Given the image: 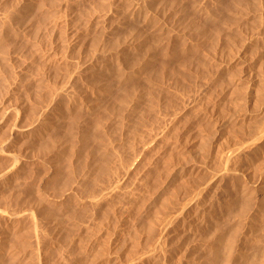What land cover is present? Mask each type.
Wrapping results in <instances>:
<instances>
[{"label":"rangeland","instance_id":"1","mask_svg":"<svg viewBox=\"0 0 264 264\" xmlns=\"http://www.w3.org/2000/svg\"><path fill=\"white\" fill-rule=\"evenodd\" d=\"M263 115L264 0H0V120L27 134L9 143L12 156L0 153V172L12 167L0 211L19 215L0 219V264L37 250L33 220L47 264H101L135 235L148 247L149 225L157 234L205 184L197 224L165 252L181 264H264V143L224 158ZM0 133L1 145L11 131ZM119 179L103 212L83 202ZM160 255L143 264H163Z\"/></svg>","mask_w":264,"mask_h":264},{"label":"bare ground","instance_id":"2","mask_svg":"<svg viewBox=\"0 0 264 264\" xmlns=\"http://www.w3.org/2000/svg\"><path fill=\"white\" fill-rule=\"evenodd\" d=\"M244 51V50H243ZM246 52V51H245ZM5 55V54H4ZM243 55V54H242ZM241 56V55H240ZM239 56V57H240ZM52 58V57H51ZM54 61V60H53ZM81 67V66H80ZM7 69V68H6ZM219 70V69H218ZM80 72V71H79ZM3 73V72H2ZM78 73V72H77ZM79 74V73H78ZM75 75V74H74ZM240 77V76H239ZM238 77V78H239ZM71 78V77H70ZM243 78V77H242ZM241 78V79H242ZM37 80V79H36ZM240 80V79H239ZM35 81V80H34ZM68 83V82H67ZM21 84V83H20ZM15 86V85H14ZM18 86V85H17ZM65 86V85H64ZM63 86V87H64ZM66 86H67V84H66ZM234 86V85H233ZM9 87V86H8ZM65 88V87H64ZM233 88V87H232ZM249 88V87H248ZM247 88V89H248ZM13 89H15V88H13ZM66 89V88H65ZM69 89V88H68ZM68 89H66V90H68ZM7 90V89H6ZM231 91V90H230ZM229 91V92H230ZM249 91V90H248ZM65 92V91H64ZM63 92V93H64ZM66 93V92H65ZM4 94V93H3ZM51 94H52V92H51ZM57 94V93H56ZM2 95V94H1ZM12 95V94H11ZM54 95V94H53ZM41 96H42V94H41ZM123 96V95H122ZM6 98V97H5ZM133 98V97H132ZM131 98V99H132ZM135 98V97H134ZM254 99V98H253ZM11 100V99H10ZM134 100V99H133ZM43 101V100H42ZM25 102V101H24ZM37 102V101H36ZM44 103V102H43ZM48 103V102H47ZM119 103V102H118ZM121 103V102H120ZM54 104V103H53ZM86 104V103H85ZM88 104V103H87ZM263 104V103H262ZM12 105V104H11ZM41 106V105H40ZM51 105H47V107H45L43 110H41V114H40V116L38 117V119H36V117H35V119L36 120H34V118H33V124L35 125V124H41L42 123V125H43V119L46 117V115H48L49 114V112H50V107ZM56 106V105H55ZM187 107V106H186ZM4 108V107H3ZM58 108V107H57ZM185 108V107H184ZM183 108V109H184ZM13 109V108H12ZM10 110V109H9ZM51 110H53V109H51ZM181 110H182V108H181ZM180 110V111H181ZM14 111H15V108H14ZM59 111V110H58ZM180 111H178V112H180ZM6 112H7V110H6ZM5 112V113H6ZM9 112V111H8ZM13 112V111H12ZM51 112H53V111H51ZM55 112V111H54ZM4 113V114H5ZM14 113V112H13ZM58 113V112H57ZM181 114V113H180ZM8 115V114H7ZM38 115V114H37ZM264 116V115H263ZM50 117V116H49ZM7 118V117H6ZM5 117H3L1 120H0V129H6V130H10L11 131V136L8 138V136H7V138L8 139H5L4 141H2V143H1V145H0V153H2L3 152V154L5 153L6 154V156H12L9 152H10V150H8L7 148H8V146H9V143H12L13 142V139L14 138H16V137H20L21 135H26L27 136V134H26V132L23 130V129H21L17 124H16V122H13V123H9L8 122V120L6 119ZM51 118V117H50ZM49 118V120H51ZM173 118V117H172ZM171 118V119H172ZM22 119V118H21ZM46 119V118H45ZM174 120V119H173ZM45 121V120H44ZM35 122V123H34ZM47 122H48V119H47ZM170 123V122H169ZM32 124V125H33ZM44 124H45V122H44ZM263 127H262V129L256 134V132H255V134L256 135H253V137H251V142L250 143H248V144H246V145H242V146H237V147H235V148H233V149H229V151L227 152V153H225V155H224V158H225V162L227 163H229V161L230 160H232V158L234 157L235 158V154L236 153H238L239 151L241 152V150L242 151H245L246 149H248L249 148V146L251 145V146H254V147H258V146H260L261 144H263L264 143V122H263ZM36 126V125H35ZM26 127V126H25ZM30 129V128H29ZM33 129V128H32ZM45 129V128H44ZM34 130V129H33ZM35 132V131H34ZM38 132V131H37ZM41 133V132H40ZM1 134V133H0ZM38 134V133H37ZM2 135V134H1ZM2 136H6V135H2ZM18 137V138H19ZM3 139V138H2ZM23 139V138H22ZM16 140V139H15ZM29 140V139H28ZM1 141V140H0ZM18 141V140H17ZM59 141V140H58ZM15 142V141H14ZM13 142V143H14ZM26 142V141H25ZM103 142V141H102ZM147 144V143H146ZM21 145V144H20ZM148 145V144H147ZM13 146V145H12ZM149 146V145H148ZM16 148V147H15ZM147 147L145 146V145H143V147H142V149H141V151L143 152L145 149H146ZM261 148H262V146H261ZM9 149H11V148H9ZM8 150V151H7ZM251 150V149H250ZM253 150V149H252ZM255 150V149H254ZM258 150V149H257ZM146 151V150H145ZM247 152V151H246ZM146 153V152H145ZM223 153V154H224ZM148 154V153H147ZM21 155V154H20ZM1 156V155H0ZM55 156V155H54ZM136 156V155H135ZM237 157V156H236ZM238 157H239V155H238ZM1 158V157H0ZM55 158V157H54ZM13 159V158H12ZM20 159V158H19ZM135 159V158H134ZM221 160H223V159H221ZM237 161V160H236ZM234 162V161H233ZM231 163H232V161H231ZM222 164H224V161H223V163ZM10 165V164H9ZM105 165V164H104ZM229 164H227V166H228ZM129 166V165H128ZM223 166V165H222ZM241 166H242V164H241ZM256 166V165H255ZM132 167V166H131ZM230 167V166H229ZM231 167H233V166H231ZM242 167H245V166H242ZM104 168V167H103ZM224 169H226L227 170V167L225 166L224 167ZM230 169V168H229ZM96 170V169H95ZM252 170V169H251ZM258 170H259V168H258ZM124 171V170H123ZM223 171V170H222ZM225 171V170H224ZM229 171L231 172V170H228V173H229ZM126 172V171H125ZM233 172V171H232ZM246 172V171H245ZM124 174V173H123ZM179 174V173H178ZM219 174H221V172L220 173H216V174H214L213 175V178H216ZM226 174V173H225ZM224 174V175H225ZM262 174H263V172H262ZM261 174V175H262ZM11 175H12V167H10V168H7L6 170H4V171H2V172H0V185L1 186H3V187H5V186H7V184H8V182L10 181V179H11ZM128 175V174H127ZM230 175V174H229ZM228 175V176H229ZM238 175V174H237ZM251 175V174H250ZM220 176H222V175H220ZM219 176V177H220ZM259 176V175H258ZM14 177V176H13ZM112 177V176H111ZM110 177V178H111ZM93 178V177H92ZM119 178V177H118ZM118 178H116V179H118ZM123 178V177H122ZM122 178H120V179H122ZM208 178H210V177H208ZM120 179L118 180V181H116L115 180V182H113V181H111V182H113V183H109V185H107V186H103V187H101V188H99L98 189V192L96 191V193L94 192V193H92L90 196H86L85 198H87V199H84L83 200V202H87V201H89L90 203L89 204H91L92 206H93V208L95 209V210H100L103 206H105V204L106 203H108V201H110V199L112 198V196H113V194H115L121 187H120V185H121V181H120ZM12 180V179H11ZM109 180H111V179H109ZM163 180V179H162ZM165 180V179H164ZM258 180V179H257ZM210 181V180H209ZM215 181V180H214ZM10 183V182H9ZM98 183H99V181H98ZM209 183V182H208ZM212 183V182H211ZM12 184V183H11ZM217 184V183H216ZM162 185V184H161ZM201 185V184H200ZM211 185V184H210ZM10 186V185H9ZM194 187V186H193ZM212 187H213V185H212ZM1 188V187H0ZM87 188V187H86ZM191 188V187H190ZM210 188V186H209V184H205V186H201V187H197V188H194V189H192L191 191H190V193H189V195L187 196V198L184 200V201H178V204L177 205H175L174 207H173V209H174V211H171V214H167L168 216L166 217V216H164L163 218V220H161L159 223H158V225H159V229H158V233L156 234V232H155V228L153 227V225L152 224H150L149 226L150 227H148L147 229L149 230V236L148 237H150V238H148L149 240H150V244H149V246L147 247H145V244H143V242H141L140 240L139 241H137V239H135L136 238V235H135V238L133 239V242H134V244H133V248L132 249H130L131 248V246L130 247H128V248H126V247H124L123 248V246H119V245H116L117 244V242H116V244H114V246H112L113 248H111L110 247V249H111V251L109 252V254H108V256L106 257V259H104L103 261L102 260H100V261H102V262H100L101 264H143V262H144V260H145V258H149V259H151L152 257H154L156 254L157 255H159L160 253L163 255V257H164V259H163V261H161V262H163V264H181L183 261V257H178V255H177V258H176V256L174 257V256H172L171 254H172V252L171 251H169V252H171V254H167L166 252H165V248L166 247H168V245H169V243H171L170 242V238H171V236H174V235H177L178 234V231H180V230H182L184 233H188V232H190L191 231V229H192V226H193V224H194V222H196V221H194L195 220V217H196V215L198 214V213H200V212H197L196 213V210L194 209V204H197L198 205V203H199V205H200V202H201V200L206 196V194H207V192H208V189ZM173 189V188H172ZM212 191H213V189H211ZM215 190V189H214ZM170 191V190H169ZM160 192V191H159ZM210 193V192H209ZM216 193V192H215ZM89 195V194H88ZM170 195V194H169ZM210 195V194H209ZM214 195V194H213ZM120 198V197H119ZM207 199V198H206ZM209 199V198H208ZM40 201V200H39ZM120 201V200H119ZM206 201V200H205ZM204 201V202H205ZM7 202V201H6ZM88 203V202H87ZM176 204V203H175ZM7 205V204H6ZM81 205V204H80ZM172 205V204H171ZM202 205V204H201ZM200 205V206H201ZM12 206V205H11ZM52 206V205H51ZM91 206V207H92ZM41 207H43V206H41ZM89 207V206H88ZM165 207V206H164ZM202 207V206H201ZM201 207H199V208H201ZM12 208V207H11ZM104 208V207H103ZM1 209V208H0ZM7 209H8V207H7ZM10 209V208H9ZM168 209V208H167ZM172 209V210H173ZM13 210V209H12ZM12 210L10 209L9 211H11L12 212ZM40 210V209H39ZM104 210V212H105V209H103ZM159 210V209H158ZM165 210V209H164ZM30 211V210H29ZM29 211H28V213H29ZM53 211V210H52ZM101 211H102V209H101ZM162 211V210H161ZM199 211V210H198ZM10 212V213H11ZM14 212V211H13ZM85 212V211H84ZM92 212H93V210H92ZM103 212V211H102ZM119 212V211H118ZM18 213V212H17ZM50 213V212H49ZM77 213V212H76ZM106 213V212H105ZM105 213L103 214V215H105ZM109 213V212H108ZM170 213V212H169ZM203 213V212H202ZM20 214V213H19ZM82 214V213H81ZM95 214V213H94ZM101 214V216L103 217V215ZM83 215V214H82ZM99 215V214H98ZM23 216V215H22ZM71 215H69V217H70ZM100 216V215H99ZM116 216V215H115ZM123 216V215H122ZM198 216H199V214H198ZM19 217V215H17V214H12V215H9V214H6L5 212H3V211H0V219H3L7 224L8 223H11V222H13V221H15L17 218ZM28 217V216H27ZM32 217V216H31ZM31 217H29L28 219L30 220V218ZM35 217V216H34ZM64 217V216H63ZM94 217H95V215H94ZM22 218V217H21ZM48 218V217H47ZM51 218V217H50ZM53 218H55L54 216H53ZM59 218H61V217H59ZM59 218H55V219H50V224H53V223H55L56 224V221L58 220L59 221ZM100 218V217H99ZM98 217L96 218L97 220L99 219ZM197 218V217H196ZM23 219H24V217H23ZM25 219H26V216H25ZM36 219V218H35ZM62 220H63V218H61ZM72 219V218H71ZM85 219V218H84ZM88 219V218H87ZM89 219L91 220L92 219V216L91 217H89ZM88 219V220H89ZM94 219V218H93ZM156 219V218H155ZM2 220V221H3ZM76 220V219H75ZM96 220V221H97ZM101 220V219H100ZM158 220H160V219H158ZM197 220V219H196ZM21 221V220H20ZM31 222H32V220H30ZM61 221V220H60ZM92 222H93V220H91ZM23 222V221H22ZM30 222V223H31ZM48 222V223H49ZM64 222V221H63ZM85 222H88L87 220L85 221ZM104 222V221H103ZM90 223V222H89ZM58 224V223H57ZM62 224V223H61ZM64 224V223H63ZM66 224H67V222H66ZM82 224V223H81ZM83 224H84V222H83ZM87 224V223H86ZM94 224V223H93ZM180 224H182V229L181 228H179V225ZM197 224V223H196ZM196 224H194V225H196ZM199 224V223H198ZM2 225V224H1ZM13 225V224H12ZM80 225V224H79ZM90 225V224H89ZM92 225V224H91ZM15 226V225H14ZM58 226H60L59 224H58ZM81 226V225H80ZM116 226V225H115ZM138 226V225H137ZM137 226L134 228L135 230H136V228H137ZM141 226V225H140ZM181 226V225H180ZM198 226V225H197ZM5 227V226H4ZM63 227V226H62ZM86 227H88V226H86ZM105 227V226H104ZM132 227V226H131ZM1 228V227H0ZM57 228V227H56ZM59 228H61V226L59 227ZM82 228V227H81ZM102 228V227H101ZM31 233H32V237L34 238V240L36 241L35 243H36V246H37V250H36V246L34 247L35 249V251H34V253L32 252L33 251V249H32V251L29 253V255H28V257L22 262V264H47V260H46V258L44 257V256H42V255H40V251H38L39 249H40V247H42V245H41V242L43 241V232H42V230L40 229V227H39V225H38V223L36 222V221H34L33 220V222L31 223ZM84 229V228H83ZM116 229V228H115ZM137 229H139V227L137 228ZM3 230V229H2ZM2 230H1V232H2ZM143 230V229H142ZM147 230V231H148ZM85 231H86V229H85ZM133 231V230H132ZM132 231H129V232H132ZM30 232V231H29ZM82 232V231H81ZM101 232V231H100ZM99 232V233H100ZM113 233H114V231H112ZM122 232V231H121ZM128 232V233H129ZM77 233V232H76ZM89 233V232H88ZM184 233H182V234H184ZM90 234V233H89ZM98 234V233H97ZM106 234H107V231H106ZM130 234V233H129ZM181 234V235H182ZM82 235V234H81ZM99 235H103L102 233L101 234H99ZM179 235V234H178ZM46 236V235H45ZM77 236V235H76ZM82 236H84V235H82ZM97 236V235H96ZM134 236V235H133ZM188 236V235H187ZM177 237V236H176ZM32 238V239H33ZM75 238V237H74ZM73 238V239H74ZM77 238V237H76ZM75 238V239H76ZM80 238V237H79ZM82 238V237H81ZM102 238H105V237H102ZM184 238V237H183ZM19 239V238H18ZM52 239V238H51ZM72 239V240H73ZM119 239V238H118ZM122 239V238H121ZM172 239V238H171ZM55 240V239H54ZM87 240V238L85 239V241ZM92 240V239H91ZM98 240V239H97ZM100 240V239H99ZM98 240V241H99ZM114 240V239H113ZM50 241V240H49ZM82 241H84V239L82 240ZM82 241H78L77 240V242H78V244H81V243H79V242H82ZM84 241V242H85ZM94 241H96V240H94ZM102 241H103V239H102ZM101 241V242H102ZM106 241V243H107V240H105ZM104 241V242H105ZM110 241V240H109ZM115 241V240H114ZM119 241V240H118ZM176 241V240H175ZM83 242V243H84ZM100 242V241H99ZM188 242V241H187ZM206 242H208V241H206ZM30 243V242H29ZM32 243V242H31ZM72 243H73V241H72ZM122 244H123V242H121ZM128 243H129V241H128ZM205 243V242H204ZM75 244H77V243H75ZM75 244H73V245H75ZM120 244V243H119ZM191 244V243H190ZM41 245V246H40ZM91 245V244H90ZM97 245V244H96ZM100 245V244H99ZM103 245H104V243H103ZM125 245V244H124ZM148 245V244H147ZM176 245V244H175ZM182 245V244H181ZM40 246V247H39ZM76 246V245H75ZM80 246V245H79ZM93 246H94V243H93ZM92 246V247H93ZM102 245H100L99 247H101ZM106 246V245H105ZM104 246V247H105ZM108 246V245H107ZM170 246V245H169ZM171 246H172V244H171ZM31 247V246H30ZM49 247V246H48ZM77 247H78V245H77ZM83 247V246H82ZM87 247V246H86ZM98 247V248H99ZM103 247V246H102ZM186 247V246H185ZM188 247V246H187ZM29 248V247H28ZM32 248H33V245H32ZM74 248V247H73ZM76 248V247H75ZM78 248H80V247H78ZM98 248H96V251H97V249ZM51 249V248H50ZM77 249V248H76ZM84 249V248H83ZM86 249V248H85ZM92 249V248H91ZM100 249V248H99ZM98 249V250H99ZM101 249H103V248H101ZM101 249L99 250L100 252H101ZM108 249V248H107ZM168 249V248H167ZM171 249V248H170ZM186 249H188V248H186ZM78 250L79 249H77V251H76V254L78 253ZM105 250H106V247H105ZM184 250V249H183ZM210 250V249H209ZM20 251V250H19ZM26 251V250H25ZM75 251V250H74ZM91 251V250H90ZM93 251V250H92ZM103 251V250H102ZM123 251H125L124 252V254H120V253H123ZM178 251V250H177ZM208 251V250H207ZM22 252V251H21ZM99 252V253H100ZM105 252V251H104ZM107 252H108V250H107ZM176 252V251H175ZM184 252V251H183ZM96 253V252H95ZM102 254H104L103 252H101ZM106 253V252H105ZM190 253V252H189ZM203 254V253H202ZM88 255V254H87ZM90 255H91V253H90ZM93 255H94V253H93ZM92 255V256H93ZM97 255H98V251H97ZM100 255V254H99ZM98 255V256H99ZM174 255V254H173ZM193 255V254H192ZM215 255L216 256H218L216 253H215ZM103 256H106L105 254L103 255ZM180 256V255H179ZM89 257V256H88ZM94 257H96V254H95V256ZM100 257L102 258V256L100 255ZM121 257H123V258H121ZM159 257V256H158ZM160 257H162L161 255H160ZM162 257V258H163ZM185 257V256H184ZM91 259L93 258V257H90ZM218 257H216V259H217ZM33 259H35L36 261L34 262V263H32L33 261ZM117 259V260H116ZM186 259V258H185ZM201 259V258H200ZM215 259V258H214ZM215 259V260H216ZM98 260V259H97ZM160 260H162V259H160ZM214 260V261H215ZM147 261V260H146ZM198 261V260H197ZM212 261H213V259H212ZM150 262V261H149ZM160 262V263H161ZM21 263V262H20ZM60 263V262H59ZM82 263V262H81ZM1 264H3V263H1ZM78 264V263H77ZM162 264V263H161ZM188 264H199L198 262H196V261H188ZM201 264V263H200Z\"/></svg>","mask_w":264,"mask_h":264}]
</instances>
